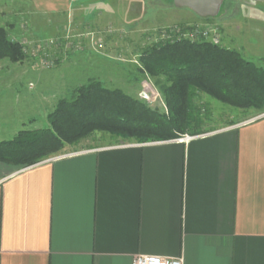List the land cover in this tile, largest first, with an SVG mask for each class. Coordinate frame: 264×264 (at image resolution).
<instances>
[{
	"label": "crops",
	"instance_id": "crops-1",
	"mask_svg": "<svg viewBox=\"0 0 264 264\" xmlns=\"http://www.w3.org/2000/svg\"><path fill=\"white\" fill-rule=\"evenodd\" d=\"M226 1L229 20L220 22L228 28L239 13L249 15L246 6L258 10V2L264 17V0ZM109 2L0 0V28L9 38L24 37L41 34L39 19L70 17L76 33L98 36L105 34ZM180 10L195 19L176 25L205 20ZM27 18L31 27L21 24ZM247 25L230 29L264 41V24ZM13 68L0 59V135L10 130L9 137L35 120L30 112L43 106L44 117L58 100L28 93L27 76ZM188 137L68 153L18 171L0 163V264H132L142 255L264 264V116Z\"/></svg>",
	"mask_w": 264,
	"mask_h": 264
},
{
	"label": "rangeland",
	"instance_id": "rangeland-1",
	"mask_svg": "<svg viewBox=\"0 0 264 264\" xmlns=\"http://www.w3.org/2000/svg\"><path fill=\"white\" fill-rule=\"evenodd\" d=\"M228 3L229 1L223 2V5L226 6ZM223 5L219 14L214 18L200 19L195 24L176 25L174 24L175 21L187 18L191 20L194 16L191 12H180V9L174 8L173 0H148L147 2L145 0H137V2L135 0H110L108 4L110 8L106 9L109 15L105 16V34L99 32L97 36V34L76 33L73 29L72 18H59V20L53 16H48L45 19L43 18L44 22L41 19L37 20L41 34L36 33L35 30V32L30 30L27 31L28 33L24 37H18L14 34L10 38L11 41L20 44L22 47L21 42L25 41L26 57L18 62L6 59L13 62L15 75L22 76L25 74L27 76L25 90L28 93L36 92V95L40 96V100L45 96L48 97V94L54 95L51 97L53 101L55 98L58 99L50 113L53 112L60 100L70 97L75 89L92 81L101 82L107 89H120L127 94H134L141 101H146L145 103L148 106L160 107L166 111V105L154 80L142 71L141 57L149 46L171 38L172 33L175 35L181 33V38L191 40L192 32H207L208 38L202 39L212 42L211 39L216 37L219 40L217 45L237 50L247 60L254 62L259 67H264V41L261 36L258 33H253V31L240 35H235L232 32V30L236 31L237 26L246 27L247 23V27H261L264 24V17H260L262 11L259 10L262 4L258 2V10H252L246 6L245 12L249 13L248 16H245L242 12L238 16L236 15L237 17H233V23H231L233 26L232 28L229 26L232 30L220 22L228 16L225 12L222 14ZM17 20L14 19L13 21L15 29L21 27V25L17 26ZM30 20V18H27L21 24L28 27L31 23ZM58 20L59 28L56 29L58 32L54 33L56 31L52 28L57 27L56 22ZM3 22H5V19L0 18V24ZM27 22L29 25L26 24ZM42 22L43 25L40 24ZM187 27L193 28L184 33L180 32L184 31L182 28L186 29ZM2 29H5L8 33L6 27H2ZM200 38L197 39L195 36V40ZM53 40L58 41V44L55 42L58 47H56L57 53H55V47L49 45L45 46L43 52L42 45L45 43L51 45ZM44 55L46 57L53 56L56 64L51 69L45 66V61L42 64V58L46 59ZM142 93L154 98H151L154 103L150 104L151 102L149 103L148 100L140 97ZM59 95L61 96L58 97ZM19 96L18 94L17 97ZM24 98L22 95V100H18L20 102V104L18 103L19 107L28 106V104L25 105ZM32 98L30 103L34 104L38 101L37 96ZM195 102L202 120L200 128L203 129L205 134L255 120L264 115V111L253 108L243 110L229 107L206 95L198 96ZM37 109L38 111L34 113L30 112V116L35 117V120L27 129L22 131L38 130L48 126V115L50 113L43 117V106ZM10 132V130L2 131L1 133H4V135H0V138H12L14 135L9 137ZM203 133L196 135H202ZM188 136H195V134L192 135L189 131L178 138H189ZM131 143L140 142L135 139L124 140L108 134L98 133L77 144L66 145L60 153L45 160L68 153ZM6 165L15 171L27 168Z\"/></svg>",
	"mask_w": 264,
	"mask_h": 264
},
{
	"label": "trees",
	"instance_id": "trees-1",
	"mask_svg": "<svg viewBox=\"0 0 264 264\" xmlns=\"http://www.w3.org/2000/svg\"><path fill=\"white\" fill-rule=\"evenodd\" d=\"M171 36L149 46L141 57L142 71L154 80L166 111L92 81L59 101L46 128L20 131L0 142V163L32 166L98 133L140 143L172 140L189 131L201 134L195 102L200 95L236 109L264 111V67L202 37ZM25 57L23 47L0 28V59L18 62Z\"/></svg>",
	"mask_w": 264,
	"mask_h": 264
},
{
	"label": "built area",
	"instance_id": "built-area-1",
	"mask_svg": "<svg viewBox=\"0 0 264 264\" xmlns=\"http://www.w3.org/2000/svg\"><path fill=\"white\" fill-rule=\"evenodd\" d=\"M195 36H196L197 39L200 38V37L208 38V33L207 32L201 33L200 31L192 32L191 37H190L191 40H195ZM211 41L214 44H216V45L219 44V40L216 37H213L211 39ZM55 42L58 44V41H55V40H53L51 42V45L49 43L43 44L42 45L43 52H44V49H45L46 45H49L51 47H57V44ZM24 43H25V41L21 42V44H23V49H24ZM24 53L27 54L26 48L24 49ZM44 61H45V64H46L45 66L47 68H50V69L52 67H54L55 64H56L55 61L53 60V56L52 57L48 56V57H46L45 60L42 58V60H41L42 64H44L43 63ZM140 97L144 98L145 100H148L149 103L151 102L150 104L154 103V100H152L154 98L150 97L146 93L145 94L144 93L140 94ZM262 116H264V115H262ZM132 264H184V260L182 258H168V257H160V256L142 255V256L136 257L133 260Z\"/></svg>",
	"mask_w": 264,
	"mask_h": 264
},
{
	"label": "water",
	"instance_id": "water-1",
	"mask_svg": "<svg viewBox=\"0 0 264 264\" xmlns=\"http://www.w3.org/2000/svg\"><path fill=\"white\" fill-rule=\"evenodd\" d=\"M224 0H173L174 6L179 9L187 8L201 18L216 17Z\"/></svg>",
	"mask_w": 264,
	"mask_h": 264
}]
</instances>
